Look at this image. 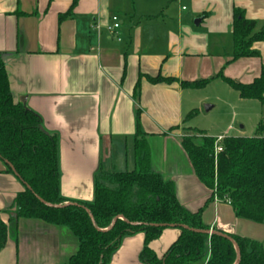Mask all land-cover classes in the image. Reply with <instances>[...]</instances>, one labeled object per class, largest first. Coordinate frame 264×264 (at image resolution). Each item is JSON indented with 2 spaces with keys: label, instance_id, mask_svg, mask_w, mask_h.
<instances>
[{
  "label": "crops",
  "instance_id": "0c3cea01",
  "mask_svg": "<svg viewBox=\"0 0 264 264\" xmlns=\"http://www.w3.org/2000/svg\"><path fill=\"white\" fill-rule=\"evenodd\" d=\"M236 10L264 28V0H0V54L10 90L58 139L63 198L91 203L101 174L134 171L139 124L154 170L174 182L185 209L201 213L210 231L264 246V223L238 218L204 186L181 144L186 130L197 129L190 118L199 91L228 88L223 78L251 85L264 72V42L253 47L259 58L233 61ZM113 17L122 24L121 42L107 31ZM159 77L177 82L150 81ZM206 80L200 90L182 87ZM233 131L229 126L223 135L207 136L243 137ZM22 192L0 161V213L11 232L0 264H66L79 250L69 228L36 220L10 224ZM180 235L167 229L150 248L162 259ZM145 242L144 234L124 238L110 264H144Z\"/></svg>",
  "mask_w": 264,
  "mask_h": 264
},
{
  "label": "trees",
  "instance_id": "16d2710c",
  "mask_svg": "<svg viewBox=\"0 0 264 264\" xmlns=\"http://www.w3.org/2000/svg\"><path fill=\"white\" fill-rule=\"evenodd\" d=\"M233 40V61L259 58L253 47L264 42V28L258 29L256 22L236 10ZM223 80L242 100L264 105V72L251 85ZM150 81L177 82L161 77ZM210 82H184L182 87L200 90ZM181 144L204 186L230 203L238 218L264 223V125L252 138L226 137L218 153L217 139L196 131L186 133ZM135 153L134 171L97 178L93 202L63 198L58 139L43 130L36 114L14 101L4 55L0 54V161L24 186L15 199L16 218L10 224L36 220L69 228L79 241V250L66 264H110L124 238L136 234L146 237L140 257L144 264H264L261 243L221 231L210 235L202 214H193L180 204L174 182L154 170L147 135L139 124ZM167 229H177L181 235L161 259L150 244ZM10 233L0 213V252Z\"/></svg>",
  "mask_w": 264,
  "mask_h": 264
},
{
  "label": "rangeland",
  "instance_id": "374dc122",
  "mask_svg": "<svg viewBox=\"0 0 264 264\" xmlns=\"http://www.w3.org/2000/svg\"><path fill=\"white\" fill-rule=\"evenodd\" d=\"M224 87L211 86L196 94L200 105L190 118V124L197 129L186 130L185 134L196 131L206 135H223L229 126L234 128L232 134H240L244 138L257 134L260 126L264 125V105L258 102L239 104L233 100L236 93ZM207 107H213V110L208 112Z\"/></svg>",
  "mask_w": 264,
  "mask_h": 264
},
{
  "label": "built area",
  "instance_id": "2783aa9c",
  "mask_svg": "<svg viewBox=\"0 0 264 264\" xmlns=\"http://www.w3.org/2000/svg\"><path fill=\"white\" fill-rule=\"evenodd\" d=\"M122 30V24L120 22V19L118 17H113L111 19V23L110 25L107 27V31L109 33V35L116 39L118 42H121V38H120V32ZM224 140V138H219L217 140V144H216V152H220L222 151L221 148V142ZM230 204V203H229Z\"/></svg>",
  "mask_w": 264,
  "mask_h": 264
},
{
  "label": "water",
  "instance_id": "95a60500",
  "mask_svg": "<svg viewBox=\"0 0 264 264\" xmlns=\"http://www.w3.org/2000/svg\"><path fill=\"white\" fill-rule=\"evenodd\" d=\"M212 109V107H207L206 110L209 112ZM14 217L16 218V215H14ZM214 233V231H208V234L212 235Z\"/></svg>",
  "mask_w": 264,
  "mask_h": 264
}]
</instances>
